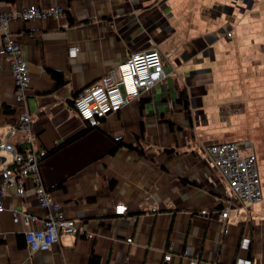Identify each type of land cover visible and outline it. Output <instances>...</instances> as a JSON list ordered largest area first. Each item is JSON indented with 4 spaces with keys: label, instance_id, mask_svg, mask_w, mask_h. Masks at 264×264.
Listing matches in <instances>:
<instances>
[{
    "label": "crops",
    "instance_id": "obj_1",
    "mask_svg": "<svg viewBox=\"0 0 264 264\" xmlns=\"http://www.w3.org/2000/svg\"><path fill=\"white\" fill-rule=\"evenodd\" d=\"M29 5L65 10L9 22L30 66L24 104L0 28V138L9 134L10 145L0 147V183L3 167L28 144V133L18 128L22 112L31 115L41 152L90 126L77 114L75 95L107 75L118 76L131 55L158 48L165 77L41 158L43 183L65 217L79 222L76 232L61 231L51 247L32 251L26 231L35 225L25 213L46 215L36 181L24 177L23 194L16 186L6 189L0 264H90L94 256L96 264H189L194 257L232 264L246 253L264 264V176L262 200L231 198L207 150L227 140L249 143L246 153L260 150L243 138L238 121L251 103L264 104L255 99L264 92V0H0V12ZM224 28L232 37L223 35ZM74 45L79 50L70 55ZM169 51L176 64L167 63ZM52 70L61 71L65 82ZM183 88L188 106L180 100ZM123 203L128 212L117 214ZM16 208L22 209L18 220ZM244 236L251 237L248 251L240 248Z\"/></svg>",
    "mask_w": 264,
    "mask_h": 264
},
{
    "label": "built area",
    "instance_id": "obj_2",
    "mask_svg": "<svg viewBox=\"0 0 264 264\" xmlns=\"http://www.w3.org/2000/svg\"><path fill=\"white\" fill-rule=\"evenodd\" d=\"M64 6L41 7L29 5L15 11L0 12V28L3 30L2 52L11 58L12 72L15 79L16 93L22 104L25 103L27 90L30 86V66L23 51L22 44L9 28V22L13 19L31 21L45 19L49 15L58 16L63 12ZM78 45L69 48L70 55H76ZM165 62L162 52L158 48L136 53L119 65V75L114 77L107 75L100 82L84 88L75 98L74 107L78 116L90 126H99L104 118L113 112H117L124 104L142 95L150 93L158 83L165 77ZM18 128L28 133V144L23 151L16 149L14 163L4 166L1 171L0 183V211L5 210L1 197H3L9 186H16L17 192L23 194L25 185L23 178L32 176L36 181V197L40 207L46 210L44 217H39L31 212H26L28 222L33 226L26 231V239L32 251L51 247L58 239L61 231L74 233L81 227L79 222L70 217H65L60 203L52 198L51 193L45 187L40 171L41 152L37 151L34 143L35 134L32 129V118L29 112L19 115ZM12 128L10 133L14 131ZM9 134L0 138V147H10L8 143ZM249 143L227 140L214 142L207 147L209 156L215 167L226 179L225 193L231 198H237L246 204L256 203L263 198L262 179L258 168V158L254 151L244 152ZM22 209L12 210L19 219ZM153 210H156L153 208ZM115 212L125 215L128 212L126 204H118ZM205 213L206 210H203ZM224 217L228 216V209L222 212ZM42 223L43 228L38 227ZM88 237L93 232L87 233ZM132 241V237L127 239ZM251 237L244 236L240 248L248 251ZM172 259V253L165 255V260ZM189 264H207L203 259L194 257ZM232 264H254L248 254L238 255Z\"/></svg>",
    "mask_w": 264,
    "mask_h": 264
},
{
    "label": "rangeland",
    "instance_id": "obj_3",
    "mask_svg": "<svg viewBox=\"0 0 264 264\" xmlns=\"http://www.w3.org/2000/svg\"><path fill=\"white\" fill-rule=\"evenodd\" d=\"M223 35L226 38H230L233 35L231 30L224 28ZM177 55L169 51L167 55V63L169 64H176ZM169 65V67H172ZM259 87H264V80ZM258 89V88H257ZM241 91H244L241 88ZM255 99H258L260 103L264 102V92L258 97L255 96ZM250 110H248L247 114H241L240 120L238 121V129L242 134L243 138L249 139L254 142L256 148H260L257 152L258 156V166L259 171L261 172L260 175L261 179L264 176V104L260 105H249ZM264 186V184H263Z\"/></svg>",
    "mask_w": 264,
    "mask_h": 264
},
{
    "label": "trees",
    "instance_id": "obj_4",
    "mask_svg": "<svg viewBox=\"0 0 264 264\" xmlns=\"http://www.w3.org/2000/svg\"><path fill=\"white\" fill-rule=\"evenodd\" d=\"M52 73L53 75L60 79L61 82H65V77H64V74L61 72V71H58V70H52ZM83 90V89H82ZM81 90V91H82ZM79 91L76 95H75V98L78 96V94L81 92ZM75 100V99H74ZM180 100H183V103L188 106L189 105V99H188V93L186 92V89L183 88V89H180ZM74 104H75V101H74ZM6 111L7 112H12V110L9 108V107H6ZM90 127L92 126H88L85 130H83L82 132H79L78 134L74 135V136H71L70 138L56 144L54 147H52L51 149H48V150H41V154H42V158L46 157L47 155L49 154H52L53 152H55L56 150L60 149L61 147H63L64 145H66L67 143L71 142L72 140L76 139L78 136H80L81 134H83L84 132H86ZM26 145H21L20 147H18L17 149L19 151H23L24 148H25ZM40 150V149H38ZM114 152V151H113ZM97 257V256H96ZM98 258V257H97ZM97 259H95V256L92 257V261L90 264H96L97 262Z\"/></svg>",
    "mask_w": 264,
    "mask_h": 264
}]
</instances>
